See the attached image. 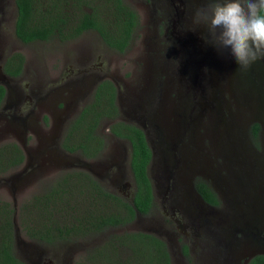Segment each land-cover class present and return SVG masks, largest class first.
<instances>
[{"label":"rangeland","instance_id":"rangeland-1","mask_svg":"<svg viewBox=\"0 0 264 264\" xmlns=\"http://www.w3.org/2000/svg\"><path fill=\"white\" fill-rule=\"evenodd\" d=\"M123 1L136 11L138 21L129 46L119 52L90 28L64 40L54 35L22 42L13 31L14 2L8 0L3 5L0 0V16L8 19L6 23L0 21V52L3 56L19 52L23 57L17 76L8 77L0 68V83L8 90L0 106V144L13 141L24 155L21 163L0 172V201L13 207V251L28 264H110L112 260V264H125L131 251L118 238L135 231L160 236L172 264H214L244 250L248 239L240 238L237 229L261 227L263 223L264 60L246 71H237L230 49L218 50L202 38L208 36L207 29L193 23V14L207 0H187L182 25L173 15L168 27L173 32L166 33L161 24L156 30L159 11L156 7L153 10L147 0ZM179 30L181 35L177 34ZM189 36L197 38V49H208V57L206 63H199L194 85L185 91L184 83H179L189 71H185L183 57L186 48H192L189 41L183 46L180 40ZM198 54L202 53L194 56ZM102 79L111 81L116 89L115 119H125L134 108L139 110L136 114L140 119L143 115L152 119L157 112L154 108H159L163 138L152 149L147 165L148 178L154 185L152 204L146 213H135L130 220L99 231L52 242L30 238L19 224L21 206L53 187L66 173L88 171L102 188L130 201L133 179L129 148L127 142L108 131L111 119H101L97 125L103 144L94 157L67 151L60 144L66 128L80 108L92 100L95 84ZM149 99H154V104ZM255 122L258 130L253 137L251 125ZM174 155L187 166L185 174L192 173L189 193H182L183 205L194 201L197 179L205 181L216 195V204H201L200 208L206 210L201 224L187 219L183 206L175 205L171 210L161 205L166 195L162 175ZM72 196L67 199L68 213L73 210ZM60 202L62 205V198ZM181 211L186 218L180 216ZM186 219L189 222L183 232L179 222ZM206 237L209 245L203 243ZM182 244L187 246L186 255ZM145 253L139 249L126 263L147 264Z\"/></svg>","mask_w":264,"mask_h":264},{"label":"trees","instance_id":"trees-1","mask_svg":"<svg viewBox=\"0 0 264 264\" xmlns=\"http://www.w3.org/2000/svg\"><path fill=\"white\" fill-rule=\"evenodd\" d=\"M14 4V34L22 42L47 39L54 35L64 40L90 28L107 46L122 52L129 46L138 21L136 11L123 0H14ZM22 61V54L11 53L3 63V71L8 75H18ZM115 94L114 84L107 79L95 85L92 100L80 108L66 128L60 141L65 150H77L86 157L97 153L103 139L96 132V126L101 119L115 118ZM4 95L5 88L0 83V106ZM109 129L119 137H127L130 142L129 167L133 177L130 201L122 200L102 188L87 171L75 170L62 176L46 192L34 196L29 204L21 206L18 218L25 235L52 242L122 224L135 213L144 214L149 210L152 204L151 182L147 175L150 148L143 132L122 120L114 121ZM257 130L258 123L255 122L251 125L253 137H256ZM23 158L22 149L17 143L8 141L0 144V172L18 165ZM194 186L204 201L213 205L217 203L214 191L205 181L197 179ZM71 196L73 202L70 208L73 210L68 213L67 199ZM12 213L13 207L6 201H0V264H28L13 251ZM118 239L125 242L131 251L125 257V264L134 258L139 249L147 252V264H172L165 241L155 234L135 231L125 233ZM203 241L209 245L210 239L206 237ZM112 252L117 255L116 251ZM182 252L188 254L186 244H182ZM245 264H264V254H254Z\"/></svg>","mask_w":264,"mask_h":264},{"label":"clouds","instance_id":"clouds-1","mask_svg":"<svg viewBox=\"0 0 264 264\" xmlns=\"http://www.w3.org/2000/svg\"><path fill=\"white\" fill-rule=\"evenodd\" d=\"M193 23L207 29L206 42L231 50L237 71L264 60V0H207Z\"/></svg>","mask_w":264,"mask_h":264},{"label":"flooded vegetation","instance_id":"flooded-vegetation-1","mask_svg":"<svg viewBox=\"0 0 264 264\" xmlns=\"http://www.w3.org/2000/svg\"><path fill=\"white\" fill-rule=\"evenodd\" d=\"M12 1L14 2V0H12ZM147 1L149 2V4L153 5V10H155L154 7H156L157 10L159 11V15L160 16H158L157 17V20L155 21L156 30L157 29L158 30L161 29V28H159V24H161L162 25V29H164V33H166L167 31H171V30L168 29V27L171 24L170 21L173 20V15H176V20H174V21H176L178 25H180V24L182 25V23H180V21L182 19H184L182 13H184V11H185L186 4H187L186 1L187 0H147ZM2 3H3V5H5V4L8 3V0H2ZM15 17H16V12H15L13 18H12L13 31H14ZM3 19H4V16L2 14L0 16V21L3 20ZM4 20H5V23L8 22V19L7 18H5ZM171 32H173V31H171ZM186 32L187 33H190L191 31H188L187 30ZM177 34L178 35H181L180 30L177 31ZM177 37L179 39V36H177ZM191 38L197 39L196 37H192V36H191ZM186 41H189V45L192 48V50L191 51H188L187 48L184 47V48H186V51H185L186 56L183 57V66L185 67V71H188V70L189 71H188L186 77L182 78L183 80L181 82H179V83H180V85L184 83L183 85L185 87L184 88L185 91H187V89H188V87H190V85L193 86V84H191V82L192 81H195L194 79L196 78V75L198 73V69L200 68L199 65L197 67L196 64H198V63H201V64L206 63L207 62L206 60H207V57H208V56L206 57V54H207L208 49H206V52L203 51V50H200V53H202V54H198L199 57L198 56L195 57L194 54L195 53H199V51H198L199 49H197V46L198 45L195 42L196 40L195 41L191 40L190 39V36H189L188 39H185L184 38V39L180 40V42H182L183 46H186V44H185ZM192 42H194L195 45ZM2 53L3 52L1 51L0 52V68H1V70H2V72H3L4 75H6L8 77H13V75L6 74L3 71V68H2L5 59L12 52L9 53L7 56L6 55L3 56ZM15 76H17V75H15ZM169 83H170V81L167 82V84H169ZM2 85L4 86V84H2ZM4 88H5V86H4ZM7 91L8 90L5 88V95H6V92ZM5 95H4V98H5ZM148 102L152 105V104H154V99H153V101L151 99H149ZM1 107H3V106H1ZM154 109H155V111H157V112H155V114H156L155 115V118H152V119L151 118H146L145 115L142 114L143 115L142 116V119H140L138 117V115L136 114V113H138L139 110H136V108H134V111L132 110L131 114L130 115L128 114V117H124L125 119L122 120L123 122L129 123V124H132V125L138 127L143 132L144 139H145L148 147L150 148V158H149V161H150V159H151V157L153 155V150L152 149L154 147H156V146L158 147V145L160 144L161 139L163 138V133H162V126L163 125H161L162 123L159 121L158 114H157L159 112V108L158 107H155ZM151 117H152V115H151ZM153 119L154 120L156 119V120L154 121ZM116 120L117 119H115V118L111 119V121H110V119L109 120L107 119V122L110 121L109 124H108L107 129L110 132V134L112 136H114L115 138H119V139H122L125 142H127L128 148H129V152H130V142H129L128 138L127 137H119V136L115 135L114 133H112L110 131V129H109L110 125L114 121H116ZM150 120H152V122L154 121V123L150 122ZM96 128H97V126H96ZM163 129H164V126H163ZM101 149H102V147L97 151V153ZM97 153L94 156H96ZM94 156H92V157H94ZM170 159H171V162L170 163H167V164H169V167L167 168L165 174L162 175L163 177L161 179L163 181V183H164V186H165L163 191L166 192V195H163V197L161 199V205H162V207L167 206V207H169V209L172 210L175 205H176V207H178V205L179 206H182L181 205V201H180V197H181V195L183 193V191H182L183 186H182V179H181L180 174H178V173L176 174L175 173L176 168L173 167V164H175V162L178 161L179 158L176 157V155H174ZM128 163H129V155H128ZM168 170H169V172H168ZM131 175H132V173H131ZM92 176L94 177V175H92ZM132 179H133V177H132ZM152 186H154V185H152V183H151V192H152V194L154 196ZM194 188H195V186H194ZM130 199H131V197H130ZM180 216L183 219L185 218V216L182 215V211H181V215ZM186 222H187V220H185L184 222H182V224H181V222H179V226H180L181 230H183V232H185L184 227H186Z\"/></svg>","mask_w":264,"mask_h":264},{"label":"water","instance_id":"water-1","mask_svg":"<svg viewBox=\"0 0 264 264\" xmlns=\"http://www.w3.org/2000/svg\"><path fill=\"white\" fill-rule=\"evenodd\" d=\"M190 39L195 41V39L191 38V36H190ZM192 43H194V42H192ZM194 45H195V43H194ZM200 50L201 49H199L198 51L200 52ZM196 65L198 67L199 63ZM192 83L194 85V81H192L191 84ZM232 143H233V145L236 144V142H232ZM237 144H238V142H237ZM236 147L239 148V146H236ZM180 161H181V159L176 161L175 164H173V167H175L178 170L177 173L180 174V176H182V186H183L182 191L188 192V190H189L188 184H190L189 177L192 173L190 175H188L187 173L185 174V170H187V166L185 167V165L182 164ZM179 170L182 171V174L180 173L181 171H179ZM168 172H169V170H168ZM184 175H186V177H184ZM183 178H184V180H183ZM192 194H193L192 198L194 199V201L189 202V204L186 206L183 205L184 195L182 194L180 197L181 205L183 206L184 213L186 214L187 219L188 218H189V220L195 219L196 220L195 222H198V224H201L202 219H203L202 214L206 211V210H203L202 208H200L201 204L205 203V204H208L209 206H212V204H209L206 201H204L203 198L200 196V194L197 192V190H195V188H194ZM184 203H185V201H184ZM195 203L197 204V207L192 206ZM191 211L195 212V214L191 213ZM189 212L191 215L189 214ZM208 214L210 215L211 213H208ZM218 219H219V216H217V220ZM260 221H263V223H261V227L260 226H256V227L253 226L251 229L250 228L251 226H250V227H247L245 229H237L241 234L240 238H242V239L245 238L246 240L248 239L247 245L244 247V250L241 253L237 252V253H233L231 255L229 254L227 256V258L219 259V260L215 261L214 264H238V263H240L239 262L240 258H243L241 264H245V262L254 254H257V253L264 254V219H261ZM187 222H189V221H187ZM235 237H237V236H235ZM226 243H228V240L226 241ZM228 247H229V245L227 246V248ZM239 247H241L240 244H239Z\"/></svg>","mask_w":264,"mask_h":264}]
</instances>
